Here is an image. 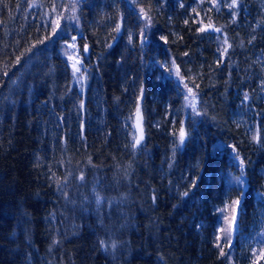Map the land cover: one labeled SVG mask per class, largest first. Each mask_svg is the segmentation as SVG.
I'll use <instances>...</instances> for the list:
<instances>
[{
	"label": "trees",
	"instance_id": "1",
	"mask_svg": "<svg viewBox=\"0 0 264 264\" xmlns=\"http://www.w3.org/2000/svg\"><path fill=\"white\" fill-rule=\"evenodd\" d=\"M73 1L0 0V264H264V0Z\"/></svg>",
	"mask_w": 264,
	"mask_h": 264
},
{
	"label": "snow or ice",
	"instance_id": "2",
	"mask_svg": "<svg viewBox=\"0 0 264 264\" xmlns=\"http://www.w3.org/2000/svg\"><path fill=\"white\" fill-rule=\"evenodd\" d=\"M237 2L238 0H232V4L231 5H228V7L230 8H235L237 6ZM30 7L32 5H29ZM181 7H183V4H181ZM213 7H216V0H213ZM53 10H55V6L53 8ZM141 15L144 16L145 19H148L149 22H150V17L147 16V13L144 11V9H141ZM195 11V10H194ZM72 19H75V16L71 17ZM233 18H235V13H233ZM185 23H187V21H185ZM54 26L52 27V34H57V31L58 29L60 28V22L59 20L57 21H54L53 22ZM209 29H213V25L211 23L201 27L200 29H198V31L200 32H204V31H207ZM115 31L119 32L120 31V25H117ZM215 31L219 32L220 29H215ZM140 36H141V42L143 43V41L146 39V35H145V32H144V29H141V33H140ZM45 39H48V37H45ZM72 43H70L68 45L69 48H75V41L77 39L76 36H73L72 38ZM130 39H131V36H130ZM161 39H165V37H161ZM43 41H40V43H42ZM225 45L228 44L227 40L225 39L224 41ZM228 47H230V45H228ZM228 47H225L224 48V52H227L228 50ZM85 51H87V45L85 46ZM187 55V54H185ZM69 59H72V57H69ZM17 62H19V57H17ZM80 64V61L77 60L74 64H73V76H76L77 73L80 72V67H78V65ZM175 65V61H173V66ZM166 71H169L170 73H172L173 69L172 68H167ZM174 74L177 76V77H180V72H179V69L178 67L175 68V72ZM5 75H7V72H5ZM83 79V77H82ZM180 80L181 82H183V77H180ZM185 88H187V94L185 95V101L188 103V105L192 108L193 112L197 115H200V113L197 111V108H196V95L195 93L193 92V90L191 88H188L187 84L184 85ZM247 95H245V99H247ZM137 112L139 113V107L137 108ZM187 137V132L184 128V125H183V122H181V126H180V129H179V134H178V144H174V151H175V148L178 147L179 145H182L184 142H185V139ZM143 139V131L142 129H140V134L137 135V136H134V143L132 145V147L135 149L142 141ZM259 139L260 137L257 135V136H254L253 137V140L259 142ZM233 151H236V149L233 147ZM237 158H239L238 156V153H237ZM239 167L241 169V174L243 175V168H244V161L241 159L240 160V163H239ZM80 179H83V175H81ZM236 179L238 181H240V177H236ZM195 181H193V186H195ZM182 197H186L188 196V192L185 191L183 193L180 194ZM155 199V197H154ZM96 201L97 203L99 204L100 201H101V198L99 197V195H97L96 197ZM235 205H239L240 201L239 199H237L236 201L233 202ZM227 219V217H226ZM235 221H236V215H235V209L233 210V215H232V224L234 225L235 224ZM224 229H221V232H223ZM220 237H217V240L219 241ZM228 239H229V242L231 241V236L229 235L228 236ZM53 243H56V241H53ZM100 244H101V247H104L106 248V245H105V242L102 240L100 241ZM113 248L116 247V244L115 242H113V244L111 245ZM254 253H255V250H253ZM224 251L223 249L221 250V255H224ZM261 256L264 257V250L261 251Z\"/></svg>",
	"mask_w": 264,
	"mask_h": 264
},
{
	"label": "rangeland",
	"instance_id": "3",
	"mask_svg": "<svg viewBox=\"0 0 264 264\" xmlns=\"http://www.w3.org/2000/svg\"><path fill=\"white\" fill-rule=\"evenodd\" d=\"M65 1H66L65 4H67V2L69 4H72L74 2L73 0H65ZM144 24H145V26L148 25L147 19L144 20ZM70 43H72V39L66 44L65 57H66L69 65H70V68L72 70V74H73V67H72L73 64L77 60L80 61V64L78 65V67H80V72L77 73L76 76H73V77H74V83L77 86L78 91L83 92L85 82H86V75H85V72L83 71V66H84L83 65V58H82L83 56H82V53L80 52V48L77 45V41H75V48H69L68 45ZM69 57H72V59H69ZM174 72H175V70H174ZM82 77H83V79H82ZM176 78L178 79L179 83L182 84L183 92H184V99H185V95L187 94V88L184 87L185 84L183 82H181L180 77L176 76ZM195 103H196V107H197V97H196ZM185 107H186L187 113H193L192 108L188 105V103L186 101H185ZM140 129H141L140 125L135 122V136L140 134ZM236 218H237V215H236ZM223 220H224V212H223ZM225 226L226 227L224 228V222H223V224L219 227V233H220V235H219L220 239L219 240H222V241H224V235L227 234L228 236L229 235L232 236V233L235 231V224L234 225L232 224V218L227 223H225ZM221 229H224V231L221 232Z\"/></svg>",
	"mask_w": 264,
	"mask_h": 264
}]
</instances>
